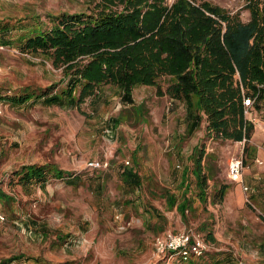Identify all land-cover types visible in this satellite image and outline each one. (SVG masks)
I'll use <instances>...</instances> for the list:
<instances>
[{
	"label": "rangeland",
	"instance_id": "obj_1",
	"mask_svg": "<svg viewBox=\"0 0 264 264\" xmlns=\"http://www.w3.org/2000/svg\"><path fill=\"white\" fill-rule=\"evenodd\" d=\"M204 1L250 20L244 0ZM97 2L0 0V41L15 43L0 44V191L8 197H0V261L24 256L32 260L14 264H182L160 255L156 243L188 233L204 241L205 253L183 264H264V108L246 117L254 124L252 139L235 143L209 139L203 114L190 134L188 107L196 109L197 100L174 101L167 94L171 79L134 88L133 103L113 86L102 87L80 109L43 100L9 103L25 88L60 96L68 86L63 69L22 52L19 35L36 24L52 27L51 17L61 13H90ZM194 114L200 116L197 109ZM197 147L206 150L205 201L197 184L189 182L186 190L183 183ZM235 157L243 160V183L253 197L228 178ZM93 162L101 168L90 167ZM25 165H54L74 177L24 188L14 172ZM127 169L141 177V188L124 184ZM223 187L226 195L218 201ZM170 196L177 198L175 206ZM184 199L190 201L185 217L178 209Z\"/></svg>",
	"mask_w": 264,
	"mask_h": 264
},
{
	"label": "trees",
	"instance_id": "obj_2",
	"mask_svg": "<svg viewBox=\"0 0 264 264\" xmlns=\"http://www.w3.org/2000/svg\"><path fill=\"white\" fill-rule=\"evenodd\" d=\"M168 1L98 0L90 13H61L51 17L52 27L36 24L22 32L16 41L22 52L42 55L63 69L68 86L60 96L25 88L9 98V103L22 106L43 100L80 109V104L97 97L104 86L119 88L123 100L133 103L134 88L171 79L174 84L167 94L174 101L197 100L200 116L195 118L196 109L188 107V115L194 118L190 134L199 127L203 114L209 139L248 143L254 124L245 116V101L255 100L251 111L264 108V89L260 88L264 85V0H244L250 12L247 23L239 14L232 15L208 1L175 0L171 5ZM0 44L15 43L5 40ZM205 152L200 147L193 151L192 167L183 175L186 190L189 182L197 184L203 201L208 187ZM14 177L27 188L51 179L71 181L74 175L54 165H25ZM121 178L126 186H142L133 169L125 170ZM225 195L223 187L215 197L223 201ZM0 197L8 199L1 191ZM176 201L175 196L169 197L173 206ZM189 207L187 199L179 205L183 217ZM30 260L19 256L0 264Z\"/></svg>",
	"mask_w": 264,
	"mask_h": 264
},
{
	"label": "built area",
	"instance_id": "obj_3",
	"mask_svg": "<svg viewBox=\"0 0 264 264\" xmlns=\"http://www.w3.org/2000/svg\"><path fill=\"white\" fill-rule=\"evenodd\" d=\"M236 1V0H232ZM264 89V85L260 86ZM255 100L247 99L245 101V116L250 114V108L254 105ZM130 166V162H126ZM260 164H262L260 162ZM92 168H101L98 162L90 163ZM244 163L241 158H232L228 168V178L231 182L242 185L243 191L248 193L250 189L244 185ZM157 251L164 257L167 255L169 258L178 257L183 262H189L193 258H201L204 255L205 243L200 238L192 237L191 234L182 233L178 235L167 234L164 237L157 239Z\"/></svg>",
	"mask_w": 264,
	"mask_h": 264
},
{
	"label": "crops",
	"instance_id": "obj_4",
	"mask_svg": "<svg viewBox=\"0 0 264 264\" xmlns=\"http://www.w3.org/2000/svg\"><path fill=\"white\" fill-rule=\"evenodd\" d=\"M261 162H262V161H261ZM258 176H259V175H258ZM255 178H256V180H259V177H255ZM230 182H231V181H230ZM232 183H233V182H232ZM235 184H236V183H235ZM237 185H239V184H237ZM240 186H242V185H240ZM130 188H132V187H130ZM132 189H137V188H132ZM249 192H250V194L252 193V197L255 195V193L253 192L252 189H250ZM249 192H248V193H249ZM178 259H180V258H178ZM193 259H194V258H193ZM193 259H192V260H193ZM260 259H261V260H264V258H260ZM192 260H191V261H192ZM191 261H189V262H183V261L180 259V262H182V264H183V263H190Z\"/></svg>",
	"mask_w": 264,
	"mask_h": 264
}]
</instances>
